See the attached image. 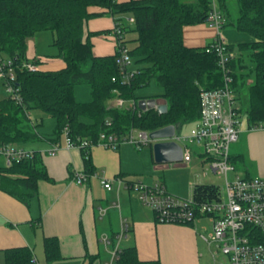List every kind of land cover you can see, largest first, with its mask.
<instances>
[{
    "label": "trees",
    "instance_id": "obj_1",
    "mask_svg": "<svg viewBox=\"0 0 264 264\" xmlns=\"http://www.w3.org/2000/svg\"><path fill=\"white\" fill-rule=\"evenodd\" d=\"M218 8L229 23L226 0H216ZM211 0H0V57L14 61L15 85L20 89L22 104L6 97L0 100V145L34 143L45 138L56 144L67 128L71 139L96 140L101 132L124 135L131 128L151 133L158 129L195 123L199 119L201 89L217 90L224 85V71L218 65L213 51L206 52L211 44L190 48L183 43L182 31L186 26L204 23L210 11ZM238 16L231 23L237 31L250 35L253 40L237 45L238 55L226 64L227 73L235 94L237 114L241 107L237 100L247 89L248 107L245 110L248 130L264 123V0H236ZM109 15L114 27L122 33V44L134 67L128 82H123L117 66V53L95 56L90 39L110 34L111 30L84 32L88 20ZM125 17L132 23L131 29L123 23ZM132 20V22H130ZM223 26V27H224ZM222 27V28H223ZM135 37L133 47L125 39L127 31ZM53 34L51 46L54 57L61 59L64 67L58 70H42L40 59H27L26 46L36 33ZM233 45H226L233 53ZM241 52H249L251 69L246 72ZM24 63L38 66L36 72L21 69ZM249 74L253 82L247 84ZM115 78L113 82L112 79ZM154 79L162 92L157 95H138L137 91ZM78 85L89 87L90 100H75L74 89ZM116 91L113 93L112 91ZM4 91V90H3ZM115 98L138 103L141 99L163 98L166 112L159 114L150 109L116 108L107 105ZM40 111L54 120L50 136L38 133L36 122L29 113ZM239 115V114H238ZM237 119L238 116H236ZM106 123L110 125L107 126ZM152 151V145H149ZM235 164L243 163V156L230 157ZM84 172L90 175L94 167L87 156ZM245 178H251L244 176ZM121 178V177H120ZM40 181H51L37 151L33 156L0 166V190L28 206L38 191ZM131 183V182H128ZM218 187L197 184L192 187L194 201L201 203L214 199ZM155 217V215H154ZM156 221V219H155ZM156 223H158L156 221ZM194 222L183 226L193 227ZM257 242L264 245L263 238ZM46 262L61 258L59 241L55 237L43 238ZM32 258L27 248L5 252L6 264H26ZM116 264H160L158 261H141L134 247L117 253Z\"/></svg>",
    "mask_w": 264,
    "mask_h": 264
},
{
    "label": "crops",
    "instance_id": "obj_2",
    "mask_svg": "<svg viewBox=\"0 0 264 264\" xmlns=\"http://www.w3.org/2000/svg\"><path fill=\"white\" fill-rule=\"evenodd\" d=\"M103 17L86 22V32L113 29V18L109 15ZM218 34L220 31L217 33L215 28L205 23L186 26L182 31L183 43L190 48L204 47L216 40ZM220 37L230 45L228 39L231 37L223 38L221 34ZM97 45L105 51L93 52L95 56L112 55L115 52L111 40L99 41ZM35 54L36 50H31L27 55L32 57L29 60L39 59L33 56ZM63 67L62 60L40 66L42 70L50 71ZM239 128H242L241 125ZM244 136L247 137L248 145L249 138L251 145H260V141L264 140V131H247L240 136L238 130V139L229 149L230 157L239 155L233 154L232 149ZM40 140L47 144L37 152L51 181L38 183V191L28 206L0 190V264H6L7 250L17 248H27L38 264H106L111 261L112 252L118 253L128 247L136 249L141 261L199 264L200 233L197 225L202 218L195 221L193 227L156 223L154 213L140 204L137 195L115 182L119 178L124 182H137L145 186L160 184L172 195L156 174L167 169L168 165L155 163L151 149L147 152L128 144H122L116 150L91 148L88 157L96 176L90 174L80 186L74 183L73 176L78 172L85 173L86 157L83 151L65 149L64 140L63 143L60 140L56 143L60 149L51 156L47 151L53 144L45 138ZM2 162L0 166H5ZM185 165L188 164H176ZM244 176L252 178L248 173ZM102 178L112 180L110 191L101 186ZM100 210L106 212L101 214ZM123 225H127L124 234ZM103 236L111 242L109 246L100 242ZM45 237L58 239L61 254L58 260L46 262L43 252ZM26 264H31V260Z\"/></svg>",
    "mask_w": 264,
    "mask_h": 264
},
{
    "label": "built area",
    "instance_id": "obj_3",
    "mask_svg": "<svg viewBox=\"0 0 264 264\" xmlns=\"http://www.w3.org/2000/svg\"><path fill=\"white\" fill-rule=\"evenodd\" d=\"M210 11L204 19V23L216 29L217 33L226 23V18L219 10L216 0H211ZM132 22V20H130ZM114 37V47L117 53V66L123 82H128L133 72L129 70L131 59L128 49L123 45V33L115 27L109 34ZM225 41L220 37L214 40L206 52L213 51L218 57V65L224 71V85L217 90L201 89L199 93L200 114L199 119L193 123L189 133L185 136L179 135L175 128L172 137L164 141H172L182 149V164H188L192 160L191 147L198 146L203 154H198L205 166L203 176L208 173L220 176L224 180L225 197L220 190L216 198L198 203L190 197L183 200L168 194L162 185L145 186L137 182H124L116 179L118 185L124 186L137 195L140 204L150 209L158 223L184 225L195 222L200 218L207 219L211 223L210 231L200 234L201 240L210 247L225 255L229 264H264V245L258 243L259 238L264 240V179L245 178L236 172L235 164L231 161L229 149L238 139V127L240 125L237 110L235 111V94L230 87L231 77L227 74L226 64L233 58V53L226 49ZM14 61L0 57V85L7 97L21 105L22 97L20 89L15 85ZM21 69L29 72L39 70L32 63H24ZM115 81V78L112 79ZM116 93V91H112ZM113 106L116 108L135 109L137 104L133 101H125L115 98ZM109 126V123H106ZM250 130L264 131V123ZM63 140L65 149H77L84 153L87 158L89 150L93 147L116 150L122 144H128L136 149L153 145L156 140L149 137V133L139 129L131 128L124 135L101 132L96 140L77 139L74 141L68 135L67 128L63 129ZM159 141V140H157ZM191 144V145H188ZM60 147L53 144L47 151L48 155H55ZM193 152V151H192ZM194 153V152H193ZM33 156V151L19 148L14 144L0 145V157L6 167L13 163H19L23 159ZM96 176V174H91ZM89 175L78 172L73 176L77 185H83ZM101 186L110 191L112 180L102 178ZM105 210H100L104 214ZM127 231V225H123L122 234ZM118 238V236H117ZM120 238V237H119ZM104 246L111 242L105 236L100 239ZM214 264H222L215 261ZM117 253L112 252L111 261L106 264H116ZM31 264H38L35 258H31ZM46 264V263H44Z\"/></svg>",
    "mask_w": 264,
    "mask_h": 264
},
{
    "label": "rangeland",
    "instance_id": "obj_4",
    "mask_svg": "<svg viewBox=\"0 0 264 264\" xmlns=\"http://www.w3.org/2000/svg\"><path fill=\"white\" fill-rule=\"evenodd\" d=\"M182 2H194V0H181ZM218 6V2L216 1ZM227 8H228V15H229V23L226 24L220 30V34L223 38L231 37L229 44L233 45V54L238 55L237 53V45L240 43H247L251 42L253 38L243 32L237 31L236 28L231 24L234 23L237 16V3L236 0H226ZM103 17V16H102ZM100 18V17H98ZM97 18H92L88 22L93 21ZM102 19H105L104 17ZM123 23L128 26L129 29L132 27V23L128 22V18L125 17ZM85 34L86 30L84 29ZM233 36V37H232ZM135 37V35L130 32L129 30L125 34V39L128 41V47H133L134 43L131 40ZM92 39V41H91ZM90 41L93 43V52H104L105 49H101L97 43L100 41L105 42L108 40L113 41L114 37L111 35H99L91 37ZM53 41V34L49 31L36 33L34 36L28 39L27 41V48H26V57L30 59L32 57H28V53L31 50H36V54L33 56L38 57L42 61V65L46 64H53L55 62H60L61 60L57 57H54L56 54V49L51 46ZM28 55V56H27ZM242 64L245 66L246 72L252 67V62L249 58V52H241ZM49 66V65H48ZM134 67L132 60L131 64L129 65V70ZM253 82V74H249L247 79V84H251ZM162 92V89L157 86L154 79L149 82V85L145 88H142L137 91L138 95H157ZM75 93V100L80 103H85L90 100L89 95V87L87 85H78L74 89ZM5 93L3 88L0 85V100L5 98ZM114 104V101L107 102V105ZM110 104V105H111ZM237 104L241 107L239 111V122L241 125V129L239 128L240 136L247 133V131L253 132L247 129L246 124V117H245V110L248 107V94L247 89L245 88L239 100H237ZM32 122H36L38 125L36 129L40 135L43 137H48L51 135L53 128H54V120L47 114L42 113L40 111H31L29 113ZM239 125V126H240ZM193 124H184L180 128L176 129L179 135L185 136L189 133L190 129L192 128ZM61 142L63 143V136H61ZM47 143L44 140H38L34 143H27V144H17L19 148H23L26 150H36L41 151V147L46 145ZM191 145V144H188ZM141 150H145L149 152V146L142 147ZM194 153H193V152ZM233 154H239L243 156V163L238 161L235 163L236 172L240 176H244L245 173H248L252 178H262L264 179V140L260 141V145L250 144L249 138V145L247 141V137L244 136L242 141L235 145L232 149ZM198 154H203V150L201 147L193 146L191 147V162L185 166H176V163H169L168 168L163 171H157V175L161 178V181L165 182V185L168 188V191L175 197L188 200L192 195V187L195 184H208L214 185L218 187L223 197H225V185L224 180L222 177L214 175L212 173H208L206 176H203V171L205 170V166L201 163L202 159L198 156ZM2 158L0 157V165H3ZM180 163V162H178ZM181 164V163H180ZM199 220V219H198ZM195 220V221H198ZM198 232L200 234H207L210 231L211 223L207 219H201L197 225ZM199 241V251L201 256H199V264H214L212 255L215 256V261L222 264H229L228 259L225 255L221 254L219 251L215 249V245L211 244L210 247L206 245L201 238H198Z\"/></svg>",
    "mask_w": 264,
    "mask_h": 264
},
{
    "label": "water",
    "instance_id": "obj_5",
    "mask_svg": "<svg viewBox=\"0 0 264 264\" xmlns=\"http://www.w3.org/2000/svg\"><path fill=\"white\" fill-rule=\"evenodd\" d=\"M137 107L140 111L154 109L159 114H163L166 112V101L163 98L141 99L138 101ZM174 133V126H167L149 133V137L156 140L152 145V156L155 163L169 164L181 162V147L175 142L164 141V139L172 137Z\"/></svg>",
    "mask_w": 264,
    "mask_h": 264
}]
</instances>
